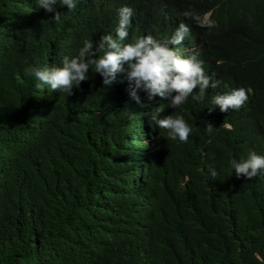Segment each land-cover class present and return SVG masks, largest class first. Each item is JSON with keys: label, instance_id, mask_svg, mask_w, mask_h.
<instances>
[{"label": "trees", "instance_id": "16d2710c", "mask_svg": "<svg viewBox=\"0 0 264 264\" xmlns=\"http://www.w3.org/2000/svg\"><path fill=\"white\" fill-rule=\"evenodd\" d=\"M133 2L125 43L171 37L186 10L216 14L177 47L199 51L217 88L176 110L143 91L132 100L121 73L106 88L90 70L70 96L38 88L26 68L115 36L129 5L58 0L55 21L37 0H0V264H264V173L248 180L230 165L264 155V0ZM240 87L251 89L242 108L209 111ZM159 107L157 119L185 117L187 142L150 123Z\"/></svg>", "mask_w": 264, "mask_h": 264}, {"label": "clouds", "instance_id": "9594fccd", "mask_svg": "<svg viewBox=\"0 0 264 264\" xmlns=\"http://www.w3.org/2000/svg\"><path fill=\"white\" fill-rule=\"evenodd\" d=\"M117 1L129 6L118 10L119 21L115 36L105 34L98 43L83 39L76 55L71 58L63 57L60 65L41 67L36 64L26 68L25 75L39 81L36 85L38 88L47 85L50 86V90L66 92L70 96L74 87L78 88L88 79L87 74L90 70L100 74L103 78V86L106 88L112 85L117 79V74L121 73L124 81L127 82L126 90L132 100L142 104L139 93L143 91L148 94L149 100L156 96L167 99L169 106L175 110L185 104L189 97L200 101L210 87L213 89L218 87V81L213 80L205 72L204 61L199 58L198 50L185 57L177 47L188 35L195 36L199 29L215 27V13L208 11L200 17L192 18L193 14L186 10L183 15L187 20L177 23L178 27L171 37L158 40L149 34L125 43L134 18V2L133 0ZM37 2L40 8L55 13L53 17L55 21L60 19L61 13L55 7L58 0H37ZM76 2L77 0H60V3L70 10L76 7ZM226 29H229L227 25ZM197 88L199 92H195ZM250 92L251 89L240 87L223 94L217 93L213 95L211 101L215 107L209 111H214L217 107L225 113L230 109L238 110L248 101ZM162 110L159 107L150 113V123L160 129H166L168 139L187 142L193 129L185 117L174 112L164 119H157ZM224 127L233 129V125L229 123L224 124ZM213 128L214 126L208 123L206 130L211 134ZM230 165L237 177L243 176L252 180L264 173V155L251 151L246 159L239 161L232 159ZM208 172L211 179L219 177L215 169L210 168Z\"/></svg>", "mask_w": 264, "mask_h": 264}, {"label": "bare ground", "instance_id": "6f19581e", "mask_svg": "<svg viewBox=\"0 0 264 264\" xmlns=\"http://www.w3.org/2000/svg\"><path fill=\"white\" fill-rule=\"evenodd\" d=\"M44 20V19H43ZM73 23V22H72ZM73 25V24H72ZM165 112V111H164ZM109 114V113H108ZM111 115V114H110ZM159 115H161V114H159ZM164 116V115H163ZM167 117V116H166ZM167 134V133H166ZM154 148V147H153Z\"/></svg>", "mask_w": 264, "mask_h": 264}]
</instances>
